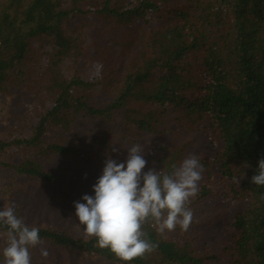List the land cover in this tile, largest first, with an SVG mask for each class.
Listing matches in <instances>:
<instances>
[{
	"label": "trees",
	"instance_id": "trees-1",
	"mask_svg": "<svg viewBox=\"0 0 264 264\" xmlns=\"http://www.w3.org/2000/svg\"><path fill=\"white\" fill-rule=\"evenodd\" d=\"M96 59L99 75H86L83 64ZM22 87L51 103L24 135L0 139V168L51 180L44 163L76 153L59 140L81 118L125 138L160 133L174 117L189 128L207 118L237 206L221 253L197 248L179 226L159 233L151 219L143 230L157 247L132 261L67 228L38 227L43 241L112 264H264V186L251 182L264 159V0H0V94ZM153 159L161 173L181 163L165 145Z\"/></svg>",
	"mask_w": 264,
	"mask_h": 264
},
{
	"label": "rangeland",
	"instance_id": "rangeland-1",
	"mask_svg": "<svg viewBox=\"0 0 264 264\" xmlns=\"http://www.w3.org/2000/svg\"><path fill=\"white\" fill-rule=\"evenodd\" d=\"M96 65L97 59L89 60L81 70L86 75H96ZM63 69L71 76V67L67 62ZM50 103L49 97L30 92L24 87L13 89L7 95L0 94V139L24 135L21 128L33 122L38 110H44ZM112 125L83 118L77 120L59 140L64 145L77 148L76 153L55 155L44 163L45 169L52 175L51 180L0 168V210L12 203L16 214L29 226L67 228L76 236H85L75 216L74 201L84 203L81 199L83 195H94L92 186L102 174L104 161L112 158L124 162L127 147L141 143L144 146L143 158L147 161L142 172L149 169L160 171L161 167L153 156H156L160 145H165L169 151L179 150L181 162L194 154L203 166L198 192L206 188L208 194L201 199H197V196L191 198L190 201L195 203L194 216L186 233L197 248L212 250L217 246V251L221 253L232 239L234 229L231 217L237 206L229 199L231 180L220 172L214 161L222 141L209 126L208 119L203 118L199 126L189 128L187 123L174 117L163 125L164 129L160 133L142 132L139 137L131 134L127 138ZM57 135L58 131L51 132L50 140H54ZM113 147L119 151L112 152ZM204 163L209 164L208 169ZM2 240L0 238V262L3 260L2 250L6 246ZM41 248L48 251L47 258L41 256ZM30 253L31 264H112L99 255L91 254L82 258L68 247L54 246L46 241L31 248Z\"/></svg>",
	"mask_w": 264,
	"mask_h": 264
},
{
	"label": "clouds",
	"instance_id": "clouds-1",
	"mask_svg": "<svg viewBox=\"0 0 264 264\" xmlns=\"http://www.w3.org/2000/svg\"><path fill=\"white\" fill-rule=\"evenodd\" d=\"M101 68L96 65L97 75ZM118 151L112 148V152ZM143 153L144 146L137 143L127 147L126 161L107 158L92 186L94 195H83L84 203L74 201L75 216L85 237H94L99 248L109 249L121 261H132L155 250L157 244L143 230L149 219L159 233L174 231L177 226L188 230L194 216L188 205L198 195L202 178L203 166L194 154L179 166L173 164L170 173H161L154 169L142 172L147 163ZM251 182L264 186V159L258 161V174ZM0 226L6 229L0 264H31L30 249L43 244L40 229L25 224L12 203L0 210ZM40 253L47 258L46 249L41 248Z\"/></svg>",
	"mask_w": 264,
	"mask_h": 264
}]
</instances>
